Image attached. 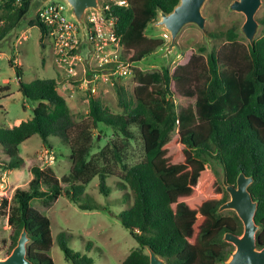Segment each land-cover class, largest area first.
Returning <instances> with one entry per match:
<instances>
[{
  "label": "trees",
  "instance_id": "1",
  "mask_svg": "<svg viewBox=\"0 0 264 264\" xmlns=\"http://www.w3.org/2000/svg\"><path fill=\"white\" fill-rule=\"evenodd\" d=\"M126 1L127 6L107 2L106 14L115 19L113 30L123 45L121 61L133 65L162 44L146 35V26L160 11L170 12L179 0ZM31 2L2 0L0 42L19 25ZM30 21L41 37L49 35L37 14ZM259 21L262 33L252 45L239 41V27L233 25L208 32L222 44L205 55H191L172 70L166 66L146 73L135 67L132 91L114 84L120 112L111 111L89 94V124L77 121L58 91L57 78L23 81L20 66L10 57L8 64L16 70L18 90L31 102L32 115L11 127L0 125V173L24 165L19 145L35 134L47 148H53L52 137L65 144L71 168L59 178L51 166L31 160L33 176L27 189L14 190L8 210L9 201L2 198L0 215L7 216L12 228L8 252L25 228L28 258L34 264H53L48 254L50 221L32 207L31 200L64 195L81 210H106L113 201L123 208L119 221L137 246L122 264H149L147 247L166 264H222L234 250L223 235L226 231L240 234L242 223L235 212L230 215L217 210L228 199L225 186L235 185L240 171L254 178L248 188L257 201L256 242L263 247L264 17ZM95 128L106 137L102 147L97 146ZM175 142L182 148L171 154ZM132 143H138L143 151L135 162L129 161ZM210 163L221 168L224 187L209 169ZM107 178L113 179L112 186L106 183ZM95 179L102 195L108 197L114 190L121 196L105 205L95 201L85 194ZM65 238V233H60L58 244L68 262L92 264L86 254L70 250Z\"/></svg>",
  "mask_w": 264,
  "mask_h": 264
},
{
  "label": "rangeland",
  "instance_id": "2",
  "mask_svg": "<svg viewBox=\"0 0 264 264\" xmlns=\"http://www.w3.org/2000/svg\"><path fill=\"white\" fill-rule=\"evenodd\" d=\"M98 1L99 5H102L103 2L112 3L115 0ZM232 1H205L201 11L205 17L206 32L226 30L233 25H237L240 33L239 41L247 44L248 40L240 32V27L245 20L244 14L229 9V4ZM0 3H2V0H0ZM38 8V3H32L19 25L0 42V125L13 126L17 119L26 120L32 115V104L19 92L16 70L8 64L10 57L13 58L16 66H20L23 81L29 82L35 78H57L61 86L58 87V91L65 97L70 98V100H66L77 121L89 124V93L86 90L88 84L84 82L87 73L83 70L81 63H78L75 66L78 74L71 78L74 83L67 84L68 77H65L64 69L59 67V63L53 54V48L49 43L50 36L41 37L38 27L30 21L34 19ZM255 16L258 21L264 17V0H261ZM159 18L158 13L156 19L146 26L145 32L150 38L160 39L162 41L160 47L140 62L133 64L129 74L117 79L107 76V79L104 78L94 82L95 91L93 95L98 97L103 105L111 111H121L117 102L115 82L123 85L128 91H132L136 84L134 81L135 67L146 73L160 71L166 66L172 70L176 65L186 63L191 55H205L213 46L217 47L222 44V41L212 39L210 36L206 39L204 32L197 25L187 24L177 34L174 47L167 51L170 38L162 37L165 30L155 24ZM262 28L263 26L260 23L255 39L262 33ZM82 47L83 45H80V48ZM204 47H207V49L200 52V49ZM18 62H20V65ZM80 83H82L83 88L79 87ZM4 86H7V89H3ZM176 102L178 103V100ZM93 131L94 134L99 133L98 128ZM51 139L54 142L53 148H47L42 144L41 137L38 134L31 136L21 143L18 148L19 155L24 159V165L0 173V203L2 198H7L9 203L6 210L13 204L11 198L14 190L16 188L27 189L28 182L33 176L29 169L31 160H36L41 166H51L59 178L69 173L71 160L68 158L67 147L65 144H59L58 138L52 137ZM96 139L97 146L102 147L105 145V135L99 133ZM131 147L129 161L135 162L142 156L143 151L138 143H132ZM181 148L182 145L175 142L170 153L179 152ZM93 152H96V150ZM116 167V169H120L119 165H116ZM208 167L215 174L219 184L223 186L221 168L214 163H210ZM106 183L112 186L113 179L107 178ZM61 185L64 188L67 187L66 183H61ZM97 185L98 180H93L86 187L85 194H89L102 205L121 196L120 192L112 190L109 196L106 197L98 192ZM227 196L229 198L228 193ZM31 205L48 217L50 221L52 245L48 254L53 264H72L65 259L64 252L58 244V236L62 232L66 235L68 248L81 255L86 254L92 259V264H122L129 252L137 246L136 241L119 221L118 213L123 208L116 201L108 205L106 210H81L70 202L66 196L60 195L56 199L33 198ZM221 212L232 215L234 211L226 209ZM11 232L12 228L7 221V216L0 215V258H5L10 253L8 247Z\"/></svg>",
  "mask_w": 264,
  "mask_h": 264
},
{
  "label": "water",
  "instance_id": "3",
  "mask_svg": "<svg viewBox=\"0 0 264 264\" xmlns=\"http://www.w3.org/2000/svg\"><path fill=\"white\" fill-rule=\"evenodd\" d=\"M48 0H32V3L43 5ZM69 6L68 13L79 23L83 31L86 33V21L84 19L85 11L88 8L100 9L98 0H65ZM206 0H179L174 8L165 13L159 12L160 18L155 24L167 30L170 34V43L167 51L175 45V38L183 26L187 24L197 25L203 32L206 39L209 38L205 29V17L202 14V6ZM30 4V5H31ZM261 4V0H233L229 4V9L244 14L245 20L240 27V32L252 45L260 26V22L256 18V12ZM254 178L240 171L236 177V184H228L225 190L229 194V198L222 203L218 212L226 209L233 210L240 219L243 229L240 234L226 231L223 240L231 243L234 250L227 260L222 264H264V246L258 247L256 232L258 225L255 222V212L257 209V201L253 199L249 191V185ZM29 237L25 228L19 234L15 246L11 252L5 257L0 258V264H34L27 256V243ZM149 255V264H166L154 250L147 247Z\"/></svg>",
  "mask_w": 264,
  "mask_h": 264
},
{
  "label": "built area",
  "instance_id": "4",
  "mask_svg": "<svg viewBox=\"0 0 264 264\" xmlns=\"http://www.w3.org/2000/svg\"><path fill=\"white\" fill-rule=\"evenodd\" d=\"M114 5L127 6L126 0H115ZM100 9L88 8L85 11L86 33L79 23L68 13V4L65 0H48L39 6L36 14L41 23L46 26L53 54L64 69L67 84L71 78L78 74L76 65L81 63L83 70L87 73L86 90L89 94L95 91L94 82L112 77L117 79L131 72L132 64L121 61L122 45L120 37L114 32V17L108 16V3L99 5ZM164 38H170L167 30L162 34ZM80 45H83L80 48ZM108 66L107 70L99 69ZM83 88L82 83L79 85Z\"/></svg>",
  "mask_w": 264,
  "mask_h": 264
},
{
  "label": "crops",
  "instance_id": "5",
  "mask_svg": "<svg viewBox=\"0 0 264 264\" xmlns=\"http://www.w3.org/2000/svg\"><path fill=\"white\" fill-rule=\"evenodd\" d=\"M50 43V42H49ZM18 64L20 65V62H18ZM61 87V86H60ZM63 88V87H62ZM63 90H64V88H63ZM66 92H67V90H66ZM60 93V92H59ZM61 94V93H60ZM62 95V94H61ZM62 96H64V95H62ZM64 98L65 99H68V100H70V98L69 97H65L64 96ZM73 100V99H72ZM67 101V100H66ZM70 107V106H69ZM22 121V119H17L16 121H15V125H17V124H19L20 122ZM11 127V126H10ZM28 140V139H27ZM10 172H12V171H10Z\"/></svg>",
  "mask_w": 264,
  "mask_h": 264
}]
</instances>
